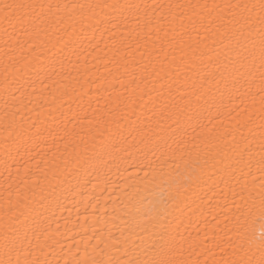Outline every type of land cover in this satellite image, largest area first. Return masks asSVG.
<instances>
[{"label":"snow or ice","instance_id":"obj_1","mask_svg":"<svg viewBox=\"0 0 264 264\" xmlns=\"http://www.w3.org/2000/svg\"><path fill=\"white\" fill-rule=\"evenodd\" d=\"M0 264H264V0H0Z\"/></svg>","mask_w":264,"mask_h":264}]
</instances>
